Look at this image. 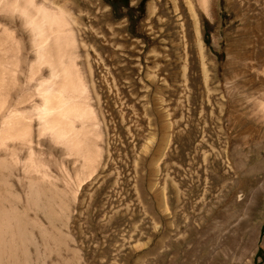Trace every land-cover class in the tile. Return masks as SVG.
Wrapping results in <instances>:
<instances>
[{
	"label": "rangeland",
	"instance_id": "obj_1",
	"mask_svg": "<svg viewBox=\"0 0 264 264\" xmlns=\"http://www.w3.org/2000/svg\"><path fill=\"white\" fill-rule=\"evenodd\" d=\"M50 1L74 23L102 164L84 180L43 158L68 218L40 216L48 239L28 228L18 263L264 264V0L197 5L196 26L173 0Z\"/></svg>",
	"mask_w": 264,
	"mask_h": 264
},
{
	"label": "bare ground",
	"instance_id": "obj_2",
	"mask_svg": "<svg viewBox=\"0 0 264 264\" xmlns=\"http://www.w3.org/2000/svg\"><path fill=\"white\" fill-rule=\"evenodd\" d=\"M213 1L173 0V9L196 26L197 5L209 15ZM73 26L70 13L55 1L0 0V264L20 263L18 254L30 244L28 228L46 243L40 216L60 224L68 218L70 198L43 163L47 154L60 156L63 164L82 163L84 180L102 164L100 123L79 67ZM24 39L34 47V61ZM43 67L48 78L39 74L35 80ZM200 223L203 229L205 220ZM61 233L57 229L55 242Z\"/></svg>",
	"mask_w": 264,
	"mask_h": 264
},
{
	"label": "trees",
	"instance_id": "obj_3",
	"mask_svg": "<svg viewBox=\"0 0 264 264\" xmlns=\"http://www.w3.org/2000/svg\"><path fill=\"white\" fill-rule=\"evenodd\" d=\"M112 1H114L116 3H122V4H126L127 3V0H112ZM261 233H264V222H263V225H262V228H261Z\"/></svg>",
	"mask_w": 264,
	"mask_h": 264
}]
</instances>
